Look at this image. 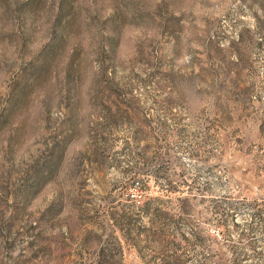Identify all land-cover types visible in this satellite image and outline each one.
Instances as JSON below:
<instances>
[{"label":"rangeland","instance_id":"374dc122","mask_svg":"<svg viewBox=\"0 0 264 264\" xmlns=\"http://www.w3.org/2000/svg\"><path fill=\"white\" fill-rule=\"evenodd\" d=\"M60 1L0 0V264H264V0Z\"/></svg>","mask_w":264,"mask_h":264},{"label":"trees","instance_id":"16d2710c","mask_svg":"<svg viewBox=\"0 0 264 264\" xmlns=\"http://www.w3.org/2000/svg\"><path fill=\"white\" fill-rule=\"evenodd\" d=\"M26 5H27V3L25 2V3H24L25 10H23L22 13H23L24 15H26L25 17L27 18L28 15H30L32 12H34V10H32V11H30V12H27L29 6L27 7ZM26 12H27V13H26ZM58 12L61 13V14H60L61 18H62V15H63V14L66 15L67 13L72 12V7L70 6V4L68 3L67 0H61V1L59 2V9H58ZM63 12H64V13H63ZM63 19H65V18H63ZM64 26H65V25H64ZM255 27H256L257 29L261 30V31H264V20H257V22L255 23ZM63 32H64V30L58 32V33L53 37V43H52V46H50V47H53V46L55 45V43L58 42L60 39L62 40V38H63V36H64V35H63ZM59 34H60V35H59ZM243 40H244V36L241 35L240 38L238 39V42H241V41H243ZM51 49H52V48H51ZM39 66H40V64H38V68H36V69L34 70V72L32 73L33 76L35 75V73L37 72V70L40 69Z\"/></svg>","mask_w":264,"mask_h":264}]
</instances>
